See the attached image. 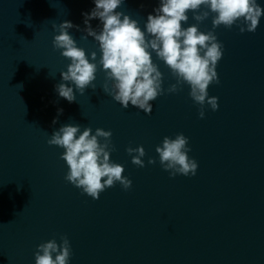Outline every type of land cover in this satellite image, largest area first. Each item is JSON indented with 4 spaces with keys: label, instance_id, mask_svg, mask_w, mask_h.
I'll list each match as a JSON object with an SVG mask.
<instances>
[{
    "label": "clouds",
    "instance_id": "9594fccd",
    "mask_svg": "<svg viewBox=\"0 0 264 264\" xmlns=\"http://www.w3.org/2000/svg\"><path fill=\"white\" fill-rule=\"evenodd\" d=\"M95 7L90 13H84L87 25L86 35L82 39L93 37L98 43L102 56L99 64L106 73L103 85L105 93L110 94L116 102L127 109L129 105L151 114L152 104L158 96L164 94L162 88L163 74L152 60V52L165 62L176 77L177 83L171 85L167 92L175 93L179 85L190 86L189 95L200 105L199 117L205 116V104L213 111L218 110V97L208 96V87L219 83L216 71L217 64L223 56V44L218 41L214 31L201 32L197 25L182 27V22L189 20L188 12L193 19L202 22L214 13L213 29L223 25L231 29L234 24L241 33L255 32L260 17L264 15L257 0H160L155 15L149 14L145 30L128 15L116 11L122 0H94ZM201 6L208 10L200 11ZM99 19L102 29L93 30L89 21ZM240 22L237 24V22ZM77 27L70 21L58 26L59 34L53 38V47L62 50L61 55L71 61L67 70L61 72V83L55 86L58 95L69 103L76 100L75 91L81 95L91 87L95 90L97 64L90 62L84 49L77 47L69 29ZM53 29L57 26L54 24ZM146 34L151 37L148 39ZM151 49V51H149ZM97 54L91 53V61H96ZM111 81V87H109ZM63 109H58L62 114ZM56 123V120H53ZM79 133V135H78ZM112 132L85 127L81 132L80 125H63L54 131L48 140L49 145L64 149L61 159L66 161L68 173L65 180L82 190L94 200L107 188L117 182L128 190L132 181L123 175L125 169L121 164L110 160ZM101 138L103 143H101ZM189 140L182 133L176 137H164L162 145L156 147L159 163L171 177L177 174L195 176L198 163L188 156L191 151ZM126 152L131 156V163L145 167L142 159L146 152L143 146L128 147ZM148 164H155V158H149ZM58 244L55 239L41 243L35 253V264H69L72 255L71 244L66 236H61ZM55 254V255H54Z\"/></svg>",
    "mask_w": 264,
    "mask_h": 264
}]
</instances>
